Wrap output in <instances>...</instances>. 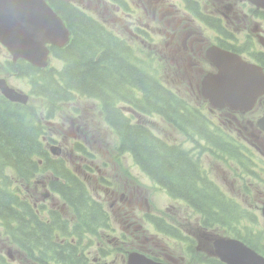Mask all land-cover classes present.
Here are the masks:
<instances>
[{
  "label": "flooded vegetation",
  "instance_id": "flooded-vegetation-1",
  "mask_svg": "<svg viewBox=\"0 0 264 264\" xmlns=\"http://www.w3.org/2000/svg\"><path fill=\"white\" fill-rule=\"evenodd\" d=\"M116 1L113 7L119 10L116 14L121 28L129 31L135 43L148 42L144 44L153 61L161 63L169 59L174 63L173 79L182 84L187 81L189 90L177 93H189L194 100V117L188 121L192 133H187L193 143L192 153L197 159L205 153L213 155V166H203L200 171L204 181L198 178L199 186L209 184L223 197L229 187L237 190L235 194L227 195L231 200L219 197L222 206L213 205L208 215L196 211L193 219L184 216L178 221L174 219L173 224L181 230L184 227L192 230L190 233L199 249L203 246L210 253L214 236L244 238L256 233L262 236L261 239L254 244L248 240L246 243L264 256V0ZM91 4L92 0H89L88 5ZM122 8L125 10L120 11ZM126 21L129 23L125 24ZM223 51L238 55L253 65L256 77L261 76V87L254 78L252 91L257 96L252 107H216L205 98L206 77L217 72L214 61ZM170 124L171 131L177 133V127ZM69 150L70 147H66L65 152ZM252 164L256 169L249 171ZM101 181L107 183L104 200L110 201L112 213L120 215L125 226L121 231L111 228L107 234L97 235L95 247L79 246L77 263L127 264V255L120 252L119 245L130 242L134 250L170 264H180L184 258L172 256L167 245H160L159 237L144 226L147 212L139 216L141 210L132 206L135 201L140 202V208L143 204L148 207L142 192L134 185L131 189L128 184L114 186L103 177L95 181L96 187L102 185ZM34 205L38 207L37 202ZM238 215L252 217L249 216L245 226L234 227L231 220ZM203 216H208L211 221L209 229L201 227ZM164 231L170 233L167 228ZM108 236L115 241L112 246L103 245ZM26 249L16 250L15 264H65L61 255L52 263L45 259L49 257L47 253L41 254L37 248ZM4 261L6 259L0 260V264H5Z\"/></svg>",
  "mask_w": 264,
  "mask_h": 264
},
{
  "label": "trees",
  "instance_id": "trees-1",
  "mask_svg": "<svg viewBox=\"0 0 264 264\" xmlns=\"http://www.w3.org/2000/svg\"><path fill=\"white\" fill-rule=\"evenodd\" d=\"M47 1L65 19L72 33L68 44L53 48L54 55L64 60V68L40 69L23 60L11 64V68L30 79L31 93L48 102L49 116L54 105L70 101L74 93L100 100L106 122L119 136L121 152H129L172 197L185 200L206 215L212 203L221 207L220 199L210 193L212 188L199 186L198 163L184 150L167 145L146 126L132 123L116 106L114 98L134 86L142 92L141 110H155L176 122L172 117L175 113L188 122V109L184 108L185 115L179 112L182 100L139 66L129 47L85 11L67 0ZM45 133L35 105L11 102L0 94V222L16 247L26 251L37 248L55 261L61 255L65 264H78V246L84 244L89 234L107 228L109 213L63 159L49 156L43 141ZM78 149L88 153L83 146ZM8 171L28 180L38 173L51 172L49 187L68 205L73 216L68 218L52 210L50 219L43 218L20 195ZM149 220L165 232L167 226L162 218L150 216ZM169 231L176 236L175 230Z\"/></svg>",
  "mask_w": 264,
  "mask_h": 264
},
{
  "label": "rangeland",
  "instance_id": "rangeland-1",
  "mask_svg": "<svg viewBox=\"0 0 264 264\" xmlns=\"http://www.w3.org/2000/svg\"><path fill=\"white\" fill-rule=\"evenodd\" d=\"M68 1L75 3L81 8H85L88 5L89 0ZM92 2H94V0H92ZM92 8H95V10H88L93 12L94 14L98 12L102 13L100 19L102 22H104V19L111 21L110 15H106L104 18V9L102 10V8H100L99 11H97L98 7L96 8L95 4H92ZM95 17H99V15ZM107 25L111 26V24L108 22ZM6 60H11V55L8 51L6 52V54L4 53L0 56V74L7 79L11 86L21 89L26 93H29L30 86L27 79L19 77L13 78L11 76V73L4 71L2 63H5ZM50 64L53 68L57 67V71H60L63 66L62 62L55 60L54 58L51 59ZM172 68L173 65L167 67L165 70H163V72H161L155 65H151L150 67V69L155 74L160 76L159 79L165 85H168L170 88L174 86H179L182 87V89H186L184 86H187V84L182 85L179 81L173 79L171 75ZM134 93L136 96L141 97L140 90L135 89ZM30 102L35 104L39 108L41 113L45 112L47 108L46 103L39 97H32L30 99ZM101 107L102 105L100 101L91 98L81 97H75L72 102H62L56 104L53 111V114H56L55 118H51V120L47 121L48 133L47 136H45L46 149L49 151L51 147L57 145L50 140V136L53 137V135L56 136L61 141V143L66 146L70 145L73 142V138L79 139L80 141H84L88 145V151L91 153L92 156H79L75 153L68 154L67 156H64L60 153V156L64 157L68 165L72 167L76 172H78L81 176L86 178V176L79 172L83 171L84 168L89 172L90 181L88 182L92 193L94 192L95 194H104V191L106 189L107 183L104 181H101L102 185L96 187L95 181L98 179V177H103L105 180L109 179L114 186H122L123 184H135L140 188L144 197H148L150 199L151 211L153 213L160 214L167 219L170 218V220H177L175 216L177 214L185 213V206L187 205L179 200L172 199L165 192V190H163L162 188L157 186L153 181H151V179H149L141 171L139 166L135 163V161L130 155L127 156L126 154V156H118L116 147L119 145V139L105 125L102 118ZM71 121H74L75 124L72 125ZM149 126L154 130L155 133H167L168 126L164 122V120H158L156 123L155 121H153V123H150ZM207 157L209 159H205V155L202 156V163L205 161L206 166L212 167L213 155L207 153ZM254 168L256 169L255 165H250L249 171H252ZM8 173L10 174L16 188L18 189V186L22 188V190L18 189V191L23 198H31L39 204V207L42 204H47L48 208H51L53 204H55L56 207L63 206V200H61L58 196H54L53 194L48 192L46 190V187L38 183V181H42L41 178H38L35 182H30L29 180L22 179L21 177L19 178L12 171H8ZM45 192L48 193L47 197H44ZM236 192L237 190L230 189L229 187L228 191L226 192V195H228L229 193L235 194ZM139 205L140 202L137 203L133 201L132 206L135 207V210L145 209L144 204L142 208H140ZM249 216L250 215H248V217H246L245 215L235 216L231 220V225L234 227H243L248 224ZM120 217H113L114 225L118 228V231H121L125 226V224L122 223V221L120 220ZM150 228H152V230H155L153 227ZM184 230L188 235H191V231L189 228L184 227ZM187 230L189 232H187ZM222 232L223 231H221V234ZM157 236L159 237V244L167 245V247L172 253V256H182L184 258V260L181 261L180 264H205L203 261L199 260L197 256L193 258V255L188 254L186 252L187 248L184 246L183 243L175 241L174 239L168 237L164 238L161 235ZM261 237V235H258L256 233H250L245 236V238L253 244ZM112 242L113 241H111L110 238L106 237L103 240V245L107 246V244H111ZM96 245L97 238L94 236L92 237V244L90 246L95 247ZM178 247L181 248V251H179ZM119 248L122 254H126L127 252L133 250L134 246L129 242L120 244ZM0 249H2L3 253H9L5 254V256L11 261L15 262L13 257H16L17 255L16 249L10 246L1 228ZM10 255L12 256V258Z\"/></svg>",
  "mask_w": 264,
  "mask_h": 264
},
{
  "label": "water",
  "instance_id": "water-1",
  "mask_svg": "<svg viewBox=\"0 0 264 264\" xmlns=\"http://www.w3.org/2000/svg\"><path fill=\"white\" fill-rule=\"evenodd\" d=\"M69 40V31L63 19L48 5L46 0H0V43L14 56L37 66L47 65L50 46L60 47ZM246 78L243 66L229 60L221 66L216 79V95L234 97L231 106L242 107L243 98L237 96ZM0 90L10 100L26 104L28 96L8 87L0 79ZM242 242L231 238H220L217 254L228 264H264V259L255 253L249 254ZM128 264H165L132 252Z\"/></svg>",
  "mask_w": 264,
  "mask_h": 264
},
{
  "label": "bare ground",
  "instance_id": "bare-ground-1",
  "mask_svg": "<svg viewBox=\"0 0 264 264\" xmlns=\"http://www.w3.org/2000/svg\"><path fill=\"white\" fill-rule=\"evenodd\" d=\"M9 87H11V86H9ZM24 95H26V94H24ZM209 156V155H208ZM209 159V158H208Z\"/></svg>",
  "mask_w": 264,
  "mask_h": 264
}]
</instances>
